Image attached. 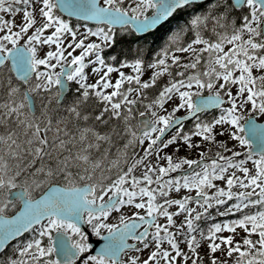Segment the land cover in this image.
<instances>
[{"label":"snow or ice","instance_id":"obj_1","mask_svg":"<svg viewBox=\"0 0 264 264\" xmlns=\"http://www.w3.org/2000/svg\"><path fill=\"white\" fill-rule=\"evenodd\" d=\"M0 126V264H264V0H0Z\"/></svg>","mask_w":264,"mask_h":264},{"label":"trees","instance_id":"obj_2","mask_svg":"<svg viewBox=\"0 0 264 264\" xmlns=\"http://www.w3.org/2000/svg\"><path fill=\"white\" fill-rule=\"evenodd\" d=\"M149 40H151V37H149ZM107 51V50H105ZM51 110L53 116L57 119V118H67L69 116V114L65 111V109L62 106H57L55 103H53L51 105ZM53 117V119H54ZM77 123H82L80 121H73L71 119H67V124L69 128H75ZM119 127V125H118ZM0 130H3V127L0 126Z\"/></svg>","mask_w":264,"mask_h":264},{"label":"flooded vegetation","instance_id":"obj_3","mask_svg":"<svg viewBox=\"0 0 264 264\" xmlns=\"http://www.w3.org/2000/svg\"><path fill=\"white\" fill-rule=\"evenodd\" d=\"M53 99H54V97H53ZM53 99H52V101L56 103V101L53 100ZM113 139L116 140L118 143H122V141H121L119 138H117L115 135L113 136ZM114 150H115V149L113 148V151H114ZM86 227H87V230H88V232L91 234V236H92L93 239H100V237H97V236H95V235H93V234L91 233V228H90L87 224H86ZM88 232H85V233L89 236V240H90V234H89ZM90 251H91V250H90Z\"/></svg>","mask_w":264,"mask_h":264},{"label":"water","instance_id":"obj_4","mask_svg":"<svg viewBox=\"0 0 264 264\" xmlns=\"http://www.w3.org/2000/svg\"><path fill=\"white\" fill-rule=\"evenodd\" d=\"M82 228H83V230H84L85 232H88L87 227H86V224H82ZM88 233H89V232H88ZM89 234H90V233H89ZM90 242H93V243L98 247L99 243H102L103 241H102L101 238H100V239H93L92 236H91V234H90ZM91 251H94V249L91 250Z\"/></svg>","mask_w":264,"mask_h":264},{"label":"rangeland","instance_id":"obj_5","mask_svg":"<svg viewBox=\"0 0 264 264\" xmlns=\"http://www.w3.org/2000/svg\"><path fill=\"white\" fill-rule=\"evenodd\" d=\"M123 70H124L125 72L130 71V69H128V68H125V69H123ZM115 74H116V73H113L112 75H115ZM145 75H147V73H145ZM91 78H92L91 75H89V80H91ZM53 100H55V98H54ZM51 105H52V104H51V102H50V103H49V106H48V107H49V115H50L51 118L53 119V117H54L53 114H50V112L52 111V110H51ZM55 120H56V118L54 117L53 121H55ZM2 131H3V130H2ZM114 215H115V214H113V217H114ZM110 219H112V217H110ZM237 239H239V237H237Z\"/></svg>","mask_w":264,"mask_h":264}]
</instances>
